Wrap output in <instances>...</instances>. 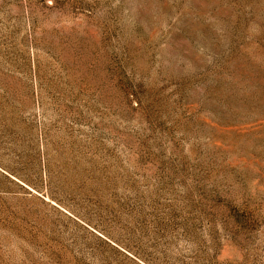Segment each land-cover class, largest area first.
<instances>
[{"label":"rangeland","instance_id":"obj_1","mask_svg":"<svg viewBox=\"0 0 264 264\" xmlns=\"http://www.w3.org/2000/svg\"><path fill=\"white\" fill-rule=\"evenodd\" d=\"M0 264H264V0H0Z\"/></svg>","mask_w":264,"mask_h":264}]
</instances>
